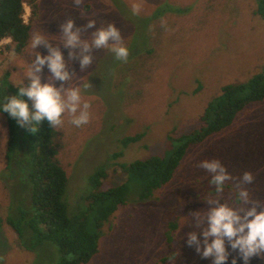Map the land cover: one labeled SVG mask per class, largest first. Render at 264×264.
<instances>
[{"label": "rangeland", "instance_id": "obj_1", "mask_svg": "<svg viewBox=\"0 0 264 264\" xmlns=\"http://www.w3.org/2000/svg\"><path fill=\"white\" fill-rule=\"evenodd\" d=\"M37 2L39 13L24 53L0 52V83L8 76L10 84L28 88L38 77L42 85L57 88L65 102L70 91H79L77 111L66 109L61 125L55 126L58 157L68 177V201H75L68 207L69 215L86 209L79 196L86 178L100 167L106 173L104 187L124 183L129 187L125 205L102 227L98 252L86 264H213L214 254L202 255L210 211L225 205L243 218L252 207L264 210V100L250 104L229 127L190 147L172 179L146 200H139V185L119 165L167 155L178 144L174 140L198 127L206 106L222 87L243 83L264 70V19L255 14L258 0ZM133 4L139 5L138 14H133ZM29 15L25 6L26 22ZM68 20L79 36L74 47L66 46L62 26ZM109 24L119 31V41L109 39L106 47H95L94 34ZM35 35L42 40L32 47ZM114 45L128 49L126 61L117 59ZM50 50L61 53L64 81L54 78L47 61L36 70V55L49 56ZM85 55L90 62L81 66ZM85 102L89 121L77 127L72 121L85 111ZM31 105L35 111L32 100ZM139 133H143L140 140L124 145L125 138ZM6 138L0 115V220L26 208L21 198L26 173L17 171L13 177L4 168ZM213 160H219L230 176L225 183L239 193L247 192L246 201L240 197L236 204L225 194L206 193V181L217 173L200 165ZM245 172L253 175L251 183L243 180ZM174 221L177 228L170 232L168 249L166 225ZM190 233L196 236L191 244ZM213 239L209 236L207 243ZM223 239L228 258L221 264H232L233 258L244 264L238 250ZM58 260L56 246L46 241L36 244L33 237L18 241L0 221V264H57ZM248 264H264V259L253 256Z\"/></svg>", "mask_w": 264, "mask_h": 264}, {"label": "trees", "instance_id": "obj_2", "mask_svg": "<svg viewBox=\"0 0 264 264\" xmlns=\"http://www.w3.org/2000/svg\"><path fill=\"white\" fill-rule=\"evenodd\" d=\"M25 6L30 12L28 22L24 19ZM38 13L37 0H0V52L11 51L16 55L24 53L31 37V24ZM255 14L264 19V0H258ZM5 40L9 41L3 43ZM5 77L6 82L0 83V115L7 129L4 168L13 177L17 171L26 173L27 184L26 191L21 195V198H25V201L22 200L26 208H15V213H9L0 221L14 231L18 241L33 237L36 244L46 241L56 246L59 253L57 264H86L98 252L102 227L120 206L125 205L128 184L104 187V169L100 167L94 170L86 178L85 190L79 196V201L86 203V209L76 215H69L68 207L75 201H68V177L58 157L56 127L44 119L37 125L38 131L32 134L28 129L35 124L34 121L25 122L21 127L17 118L3 111L4 105L15 97L25 101L30 112H34L31 100L27 95L20 94L21 87L10 84L8 76ZM263 100L264 70L243 83L222 87L221 94L206 106L198 127L174 140L178 144L167 155H153L120 164L121 171L139 185V200L150 198L172 179L190 147L229 127L240 111ZM142 136L143 133H139L127 137L123 143L127 146ZM212 178L205 183L207 194L222 193L232 202L239 203L237 188L223 182V188L217 191V186L210 183ZM176 228L175 221L167 222L165 236L168 249L172 248L170 232ZM166 259L168 257L162 261Z\"/></svg>", "mask_w": 264, "mask_h": 264}, {"label": "clouds", "instance_id": "obj_3", "mask_svg": "<svg viewBox=\"0 0 264 264\" xmlns=\"http://www.w3.org/2000/svg\"><path fill=\"white\" fill-rule=\"evenodd\" d=\"M74 3L79 5L82 0H74ZM133 14L139 13V5H132ZM94 21H89L88 27L93 26ZM63 32L67 37L66 46H76L79 42L78 32L71 31L73 22L68 20L62 26ZM109 39L119 41L120 34L116 27L109 24L107 28L100 29L94 34L93 44L97 48L106 47ZM41 36L35 35L32 38V47L41 43ZM84 49H88V45H84ZM112 51L116 53L118 60L126 61L129 55L128 49L125 46L114 45ZM51 54L46 57L36 55L37 71L40 70L39 66L44 65L45 61L48 62L50 71L53 73L54 78L61 81L67 79V73L63 71L64 63L62 61L61 53L58 50H50ZM90 62V57L85 55L81 60V66L87 65ZM20 94L27 95L33 101L34 112H30L28 104L18 98L13 97L9 103L5 104L3 111H7L11 117L17 118V123L23 127L25 122L34 121L35 124L28 129L32 134L38 131L37 125L44 119L50 122L53 126L61 125V114L66 109L71 113L77 111V106L80 102V94L78 90H72L68 93L67 102H65L60 94V91L51 84H41L38 77L32 79L31 85L28 88H20ZM85 111H82L78 118L72 121L77 127L88 123L89 115L86 109L89 108L87 102L83 105ZM207 169L209 172L217 173L213 176L210 183L217 186V191L223 188V182L230 179L226 173L225 168L221 165L219 160L211 162L204 161L200 165ZM217 170H219L217 172ZM254 177L250 172L243 174V180L251 183ZM240 197L247 200V192L241 191ZM209 227L203 233L205 237V248L203 257L207 258L215 255L213 264H221L228 258V253L225 250L224 237H226L233 250H238V254L248 264L249 260L253 257H260L264 259V210L257 212L255 207L248 209L243 218L237 214L235 210L225 205L213 208L208 214ZM209 236L214 237L211 243H207ZM196 240L195 234H189V243L191 244ZM199 252V248H197ZM232 264H236L235 258Z\"/></svg>", "mask_w": 264, "mask_h": 264}]
</instances>
